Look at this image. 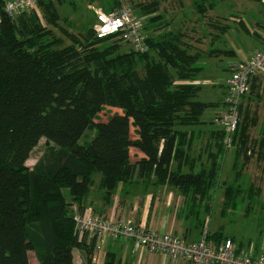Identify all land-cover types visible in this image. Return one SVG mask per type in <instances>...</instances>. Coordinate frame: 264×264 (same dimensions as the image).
<instances>
[{"label":"trees","instance_id":"trees-1","mask_svg":"<svg viewBox=\"0 0 264 264\" xmlns=\"http://www.w3.org/2000/svg\"><path fill=\"white\" fill-rule=\"evenodd\" d=\"M62 1L38 0L47 25L58 27L55 3ZM204 1L194 3L200 16L205 15ZM4 2L0 0V264H30L29 251L36 264H73L74 248L84 251L82 264H96L95 238L84 234L79 240L72 217V208L83 209L95 173L107 202L120 183L152 177L155 184L174 188L193 215L208 213L225 132L216 118L201 119L218 102L199 99L202 87L194 82L203 69V53L190 49L183 31L160 32L168 22L156 14L154 3H135L138 12L150 15L148 25L156 32L144 35L147 51L127 43L129 48L123 49L114 37L96 38L91 27L83 34L61 28L66 44L42 24L34 7L10 17ZM120 5V0H108L103 11ZM213 6L210 2L209 8ZM219 23L211 26L226 32L229 24ZM205 55L234 56V51L215 47ZM263 85L253 78L249 94L241 97L240 119L231 137L235 157L244 158L240 169L255 146L258 155L264 148V120L251 144L250 126L257 120L248 115V103L259 101ZM104 106L120 111L101 121L96 115ZM89 128L94 135L81 142ZM202 132L212 136L202 151L191 155ZM41 138L46 150L29 168L26 161ZM132 147L144 156L132 161ZM202 157L206 164L194 170ZM252 192L248 187V197ZM241 193L238 185L225 188L222 215L238 206ZM198 222L203 232L204 220ZM206 238L218 244L227 237L217 229L206 232ZM101 264L121 261L107 252Z\"/></svg>","mask_w":264,"mask_h":264},{"label":"rangeland","instance_id":"rangeland-1","mask_svg":"<svg viewBox=\"0 0 264 264\" xmlns=\"http://www.w3.org/2000/svg\"><path fill=\"white\" fill-rule=\"evenodd\" d=\"M120 1L122 4L130 5L134 12L140 16L143 23V35L152 36L155 35L156 32H152L150 26L148 25L147 20L150 15H143L138 12L134 4L142 3L151 5L154 3L156 8L155 12H158L156 14H160L163 20L168 22V25L164 28H160L159 31L161 32L163 30L162 32H165L167 30H182L185 34L184 40L188 43L190 49L195 51L196 48L197 50L201 51V53H203V56H201L200 59L202 60L201 66L203 69L198 75V79L200 81L198 84H200L202 88L198 96L202 101H215L218 102V104L207 108L204 111L201 119L208 121L216 118V123H218V118L225 111V109H223L225 106L221 105V102L225 90L224 81L230 74V66L234 61L247 60L253 49L254 40L250 37H246L244 33L238 32V19L241 18L238 16V14L241 13L243 18H248L250 13L247 12L248 10L245 11L243 9L246 8V5L251 6L254 7V9L256 8L255 11H257L260 16H262L261 21H264V6H262V2H260V0H207L204 1L205 15L200 16L196 13L194 8V3L199 0ZM210 2H212L214 5L212 9L209 8ZM107 3L108 0H63L60 4L55 3L59 16L57 22L58 27L47 25V22L41 18L42 11H40L36 5L34 6V9L38 13L42 24L52 28L54 33L63 38L67 44L69 40L64 36L62 29L69 30L73 34H83L89 27H91L93 30L96 11L98 9H103L104 6H107ZM217 15H220L221 18H218ZM217 20L221 21L219 24H224L227 21L228 23H231L230 25L236 29V31L228 30L226 35L228 38V42L226 44L227 48H232L236 54L234 56L222 55L215 58L216 60H209L205 55L207 51V44H209V42H214V40H212L213 34H216V37L218 38V34L220 33L219 29H215L213 25L211 26V23L213 21L216 23ZM146 24L148 27H144ZM230 25L229 28L231 27ZM206 30H209L212 33L209 36H205L204 32L207 33ZM120 43L123 49L129 48L125 43ZM213 47L224 48L221 43H215ZM262 82L264 83V80H262ZM252 97L257 98L256 96ZM258 98L259 101L251 100L248 103V115L250 118L254 117L255 121L257 120L255 125L250 126V133L253 137V139L249 142L251 144L254 142V138L258 140L260 136V125L264 120V85L263 89L259 91ZM119 111L120 110L117 108L104 106L103 109L96 115V117L102 121L112 115L114 112ZM216 125L221 128L219 123ZM93 135L94 129L89 128L85 131L80 141L86 142ZM45 142V139L41 138L38 144L31 151L29 158L26 161V165L29 168L33 166L37 159L46 150ZM234 144L235 143H233V141H231V143H225L224 140L225 146L223 155L220 158V161L218 160L220 170L216 188L212 192L211 209L208 214L205 213L203 216V231L206 230L211 234L217 229H220L224 237L233 238L236 246H238V240H240L244 245H247L248 243L255 244L257 248H259L261 252L264 253V148L259 152L258 155L257 146H253L254 153H251V155L248 156V158L244 161L243 168L240 169L238 166L243 162L244 158L239 157L237 159V156L235 157L237 152L236 145ZM248 154L250 153L248 152ZM233 161L237 163L236 167L234 168ZM97 178L100 179V176L98 173H95L93 175V183L90 186V189L91 187L95 188L94 180ZM229 184L233 187L238 185L242 190V193L241 197L238 199V206L234 210H229L222 215L220 210L222 207L221 204L223 193ZM250 186H252L253 190L255 191L251 193L252 197H248L247 195L248 187ZM117 188L118 186L113 190L111 196L114 194ZM90 193L93 195L94 189L90 190L88 195H90ZM88 195L87 198L89 197ZM83 206L84 209H88L90 213L95 216L91 207L85 205ZM80 211L81 210L77 209V207L74 209L72 208V217L74 214L80 213ZM124 220L125 219L119 221ZM95 249H97L96 243ZM28 257L30 264H36V258L33 251L28 252ZM95 258H97V256Z\"/></svg>","mask_w":264,"mask_h":264},{"label":"built area","instance_id":"built-area-1","mask_svg":"<svg viewBox=\"0 0 264 264\" xmlns=\"http://www.w3.org/2000/svg\"><path fill=\"white\" fill-rule=\"evenodd\" d=\"M37 2L38 0H5L3 10L10 17H15L33 8ZM142 30V19L127 4L107 12L103 9L96 11L93 24L96 38L114 37L127 43L132 49L144 52L148 50V46ZM256 77L264 80V44L249 59L233 62L230 74L224 81L225 111L218 118V123L225 132V143H231L240 119L241 97L249 91L250 82ZM73 221L78 239L86 234L87 239L95 238L96 247L104 245L108 239L125 238L136 246L163 254L172 262L185 260L189 264H264V254L244 253L230 238L222 239L218 244L213 243L206 238V230L199 239L186 241L172 233L137 226L131 219L119 221L93 216L84 208L80 213L74 214Z\"/></svg>","mask_w":264,"mask_h":264},{"label":"crops","instance_id":"crops-1","mask_svg":"<svg viewBox=\"0 0 264 264\" xmlns=\"http://www.w3.org/2000/svg\"><path fill=\"white\" fill-rule=\"evenodd\" d=\"M260 2H262V0H260ZM262 6H264L263 2ZM255 9L254 7L246 5V8L243 10H248L247 12L250 13L251 16L248 15V18H243L241 13L238 14V16L241 17L238 19V32H242L246 37H250L254 40L253 49L247 59L250 58L256 49L260 48L264 44V21H261L262 16H260ZM217 17L221 18L220 15H217ZM224 24L230 25L231 23L226 21ZM228 30L236 31V29L232 26L228 28ZM228 30L223 33L220 32L218 34V38L214 37V42H209V44H207V49L215 48L213 47L215 43H221L224 48L220 49L233 50L232 48H227L226 46L228 42V38L226 36ZM206 31L207 33L204 32V35L209 36L212 33L209 30ZM214 35L215 34H213V36ZM235 54L236 53L234 51V55ZM219 56H215L213 58L207 57V59L216 60L215 58ZM257 79L262 81L261 78ZM198 82H200L199 79L194 83ZM223 100L224 93L221 105L225 106ZM223 109H225V107H223ZM209 134L210 133H200L198 139L195 143H193L195 148H191L193 151L191 155H195L199 150L202 151L203 147L206 145L205 141L212 136ZM132 136H134L133 132ZM129 152L132 161L140 159L144 156L142 152L133 147L130 148ZM202 163L203 165L206 164V160H203V157L200 162L198 160L195 161L194 170H198L199 165ZM182 170H187V167L184 166ZM94 181L95 188L91 187L90 189H94V194L91 195L90 193V195H88L89 197L84 199L83 204L91 207L95 216L101 218H111L114 220L131 219L137 226L144 227L148 230L172 233L184 238L186 241H195L201 237V223L199 224L198 220H203L205 213L202 212L196 216L190 213L189 208H187L186 200L170 185H157L154 183V179L152 177L144 180L133 179L132 181L124 182L118 185V188L107 202L103 199V190L98 187L99 178ZM238 247L244 253L253 252L254 255L264 254L255 244L252 243L244 245L240 240H238ZM107 252L114 253L116 258L120 259L121 264H189L185 260L172 262L163 254L152 252L145 247L136 246L132 243V241L125 238L116 240L108 239L104 245L95 249L93 252V261L96 264H101ZM72 254L73 264L83 263V250L80 248H74L72 250ZM96 256L97 258H95Z\"/></svg>","mask_w":264,"mask_h":264}]
</instances>
